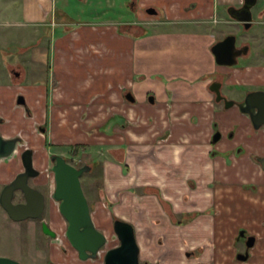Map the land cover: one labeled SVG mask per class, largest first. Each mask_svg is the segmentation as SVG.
<instances>
[{
  "label": "crops",
  "instance_id": "0c3cea01",
  "mask_svg": "<svg viewBox=\"0 0 264 264\" xmlns=\"http://www.w3.org/2000/svg\"><path fill=\"white\" fill-rule=\"evenodd\" d=\"M185 2L22 0L25 25L29 18L51 25L48 64L42 79L0 88V111H35L42 147L48 135L52 147L83 143L81 152L93 146L105 152L110 206L134 226L139 242L151 232L171 249L200 252L212 240L221 244V252L213 248L216 260L240 264L232 245L237 230L263 229L264 196L241 190L252 177L247 151L263 137L239 110H221L213 101L215 76L233 72L246 80L249 73L214 61L211 46L227 17ZM236 2L215 0L223 8ZM111 12L117 17L109 22ZM167 25L171 30L162 31ZM188 26L195 29L188 33ZM17 71L13 76H22ZM19 95L25 104L17 103ZM215 129L220 138L213 141ZM260 177L256 171L253 178Z\"/></svg>",
  "mask_w": 264,
  "mask_h": 264
},
{
  "label": "rangeland",
  "instance_id": "374dc122",
  "mask_svg": "<svg viewBox=\"0 0 264 264\" xmlns=\"http://www.w3.org/2000/svg\"><path fill=\"white\" fill-rule=\"evenodd\" d=\"M50 1L56 2L57 0ZM150 1L155 5L164 4L167 6L172 1H176L178 5H184L187 0ZM196 3H204V6L207 8L211 6L215 18L219 20L222 17H227L226 7L223 8L220 4L215 3V0H191V2L188 3V6H192ZM8 4H10L9 7L6 6ZM55 4L57 5V3ZM97 4L99 5V3ZM70 11L72 10L70 9ZM170 15L172 16V14ZM114 16L117 17V15ZM114 16L113 12H111L107 20L111 22L116 18ZM197 17L196 19L201 18L200 16L199 18ZM204 18L205 17H203V19ZM102 19H105V17ZM205 21L208 20L205 19ZM48 23L49 21L46 19L37 20L29 18L27 20V25H25L26 22L23 17L22 0H0V88L5 90V88H9L10 85H18L20 82L33 83L36 80L43 78L48 64L45 49L51 44L50 36L47 32L48 26L51 25ZM205 23L206 26H213L215 28H218V26L221 25V23ZM149 28L151 32H154L152 29L153 27ZM171 28L170 25H167L163 27V30L162 28L160 30L169 32ZM187 28L186 31L189 33L195 29V26H188ZM157 29L158 28L155 30ZM229 30L230 27L226 23H223L219 37H221L222 34L227 33ZM250 35L251 32L250 34H246L245 37L251 40ZM252 42V48L257 53L259 47L257 45L258 41L256 40ZM36 43H38L37 46H35ZM25 45L28 46L23 49V46ZM10 68L12 70H20L23 73L22 76H13L12 72H10ZM6 111V113L9 112V110ZM10 111H13L10 116L3 115L0 111V133L4 135V137L9 138L19 136L21 141L17 144L16 150L13 154L9 157L0 159V192L5 184L12 180L18 172L23 170L20 153L25 148L33 147V165L39 171V175L35 178L29 179V184L44 194L45 208L43 218L51 223L57 236L52 240L49 238H43L38 232V222H14L10 220L5 210L0 206V256L13 258L21 264H47V262H51V260L53 262L52 264H55L56 262L68 261L70 258L68 259V256H64L61 251L62 247H65L67 248L66 253L70 252L66 237L67 221L59 212V202L52 197L55 183L54 174L51 170L53 162L51 161L50 156L52 154L62 155L69 163L76 167L91 162L93 158L97 159L94 168L92 169L91 167L89 171L84 172L81 175L80 182L85 197L89 203L93 222L99 229L105 230L111 220L116 218L122 219L119 216L120 212L110 206L112 202L109 195L106 193L107 188L103 183V161L108 156L105 152H101L97 146H93L87 148L85 152H81L79 156L73 158L68 152L69 148L52 147L48 143L50 140L48 135H45V147H42V139H44V137L39 132V124L37 122L38 119L35 116V111L31 110V114H29V112L25 111L22 107ZM43 148H45L47 153L42 152ZM246 186L247 185L243 184L241 190L246 189ZM13 201H23V196L20 191L15 193ZM126 211L127 215L131 213V211ZM158 213L162 218L165 216L163 212ZM123 220L126 219L123 218ZM162 228L165 227L159 226V229ZM106 234L107 246L114 244L115 240L111 232H107ZM152 235L153 234L149 232L145 237V242H140L142 245V257H149L153 262L152 264H225L227 261V259H225V263H222V259L216 260L214 258L213 248L220 252L222 249L221 244L212 242V240L211 242L208 241L209 243L205 242L203 244V250L200 252L195 250L189 251L186 247L184 250L176 251L173 248H169L162 235L158 236L155 240ZM209 247L212 251L209 250L210 255L207 256L205 251L210 249ZM257 248H262L264 250V246L262 245H258L256 249ZM226 254L227 253L225 252L224 255L226 256ZM171 256L172 258H177L172 259L170 258ZM70 260V262L73 261L72 259ZM258 263L264 264L263 258H260Z\"/></svg>",
  "mask_w": 264,
  "mask_h": 264
},
{
  "label": "flooded vegetation",
  "instance_id": "af4514ba",
  "mask_svg": "<svg viewBox=\"0 0 264 264\" xmlns=\"http://www.w3.org/2000/svg\"><path fill=\"white\" fill-rule=\"evenodd\" d=\"M263 1L264 0H237L236 3L228 4L226 6V14H227L226 21H227V25L230 27V30L227 33H224L220 38H218V40L222 39L224 36L228 34L234 36V47L236 50L237 49L239 50L238 51L239 53L233 58L234 63L228 67L237 68L238 70L246 69L248 70L249 73L246 80H242V78L241 80L237 79L236 77H234L233 72H229L225 77L215 76L211 84L213 88V101L214 103L220 105L221 110H230V109L239 110V111L262 110L260 114H256V112L253 111V116L256 118V120L259 119L260 121L257 128L253 127L252 121L250 119V115L248 113H243L241 111L240 112L244 114L245 121L247 125L252 129V131L255 133H259V135H262L263 137L262 144L258 146H252L251 147L252 149H250V151H247V158L249 161L248 166L250 169L249 172L252 177H251V181L247 184L246 188L249 189L252 193L260 192V194L264 196V4ZM244 7L246 10H244ZM227 8H230L229 13L227 12ZM245 17L246 19L247 18L248 19L247 20L240 19ZM250 32H251L250 35L251 40L245 37L246 34H250ZM256 40L258 41L257 45L259 46L257 53L252 48V43H253L252 41H256ZM255 72L258 73L255 74ZM12 73L14 75H17L18 71L13 69ZM251 94L254 95L252 97H249L248 100L245 101L247 95H251ZM216 134L217 136H219L218 131L215 129L213 131V136ZM227 136L230 138L232 136V133L229 132ZM217 138H220V136ZM256 171H258L259 174L261 175L259 181H256V179L253 178ZM35 177H30L29 179ZM29 179H28V183H29ZM17 191H15V193ZM18 202H25L24 196H23V201H18ZM18 202H14V203H18ZM262 203H263L262 208H264V197L262 199ZM262 216L263 218L260 220V224L263 226L264 229V213L262 214ZM10 220L12 219L10 218ZM114 220L115 219L111 220L110 224L107 225L108 227L106 230L99 229L95 225V227L98 230H100L102 233H104V235L106 236V242L102 247H100V249L96 252L94 256L89 255L86 259H81L79 256V252L71 245V243L67 238L70 252L66 253L67 248L65 247H62L61 251L63 252L62 254L64 256H68V259L70 258L73 261L70 262L71 260L69 259L68 261H64V262H56L55 264H105L106 252L109 249L118 247L120 245V240L118 239V236L115 234L113 227ZM12 221L14 222L36 221L38 222L37 224L38 232L43 236V238H49L50 240H52L57 236L56 235L57 233L53 228V226L51 225V223L49 221H46L43 217L27 218L20 221H15V220ZM44 225H46L47 233L44 232L43 229ZM263 229L259 231L258 228L252 227V228H241L237 230L232 245L235 248L234 259L237 260L240 264H252L255 257L263 258V263H264V250L262 248L256 249L258 245L264 246ZM107 232H111L115 240V243L110 246H107V234H106ZM134 234H135V240L139 247V255H138L139 264H152L153 262L149 257H142L141 255L142 245L138 241L135 228H134ZM248 244L250 245L248 246ZM239 245L241 248L239 247ZM240 254L242 255L246 254L244 260H240L238 258V255ZM52 263H53L52 260L51 262L49 261L47 262V264H52ZM196 264H205V263H196Z\"/></svg>",
  "mask_w": 264,
  "mask_h": 264
},
{
  "label": "water",
  "instance_id": "95a60500",
  "mask_svg": "<svg viewBox=\"0 0 264 264\" xmlns=\"http://www.w3.org/2000/svg\"><path fill=\"white\" fill-rule=\"evenodd\" d=\"M244 10H246L245 7ZM149 12L154 13V10H149ZM227 12H230V8H227ZM240 19L247 20L248 18ZM238 51L234 47V36L230 34L214 42L211 46L214 61L218 65H232L234 63L233 58L239 53ZM210 88L213 90L212 84ZM253 95H247L245 101ZM17 103L25 104L22 95L17 97ZM240 111L248 113L253 127L257 128L260 121L258 119L259 117L256 120L253 116V111L256 114H260L262 110ZM40 130L44 131V127L41 126ZM217 137V134L214 135L213 141ZM20 141L21 138L19 136L9 138L4 137L0 133V159L13 154ZM20 158L23 170L18 172L10 182L3 186L0 192V206L5 210L8 217L15 221L27 218H42L45 196L28 183L30 177H35L39 174V171L33 165V150L31 148H25L20 153ZM50 159L53 162L51 170L54 174L55 182L52 197L59 202V212L68 223L66 236L71 245L79 252L81 259H86L89 255L94 256L100 247L105 244L106 236L95 227L89 203L80 182L81 175L89 171L91 166L84 164L81 167H76L59 154H52ZM17 190L23 193L25 202H13L15 191ZM113 227L115 234L120 240V245L106 252L105 264H139V247L135 240L132 224L123 219L116 218L113 222ZM43 229L47 233L46 225L43 226ZM245 257L246 254L238 255L240 260H244ZM0 264L21 263L13 258L0 256Z\"/></svg>",
  "mask_w": 264,
  "mask_h": 264
},
{
  "label": "trees",
  "instance_id": "16d2710c",
  "mask_svg": "<svg viewBox=\"0 0 264 264\" xmlns=\"http://www.w3.org/2000/svg\"><path fill=\"white\" fill-rule=\"evenodd\" d=\"M85 147H86V144L75 143V144L70 145L68 152L71 155V157L74 158V157L79 156V154L81 153L82 150H84ZM96 163H97V159L93 158V160H91V162H89L87 164L90 165L92 167V169H93L94 168V164H96ZM84 164H82V165H84Z\"/></svg>",
  "mask_w": 264,
  "mask_h": 264
}]
</instances>
